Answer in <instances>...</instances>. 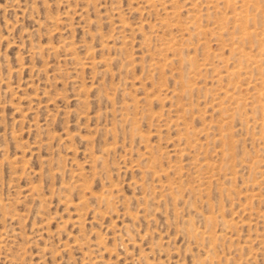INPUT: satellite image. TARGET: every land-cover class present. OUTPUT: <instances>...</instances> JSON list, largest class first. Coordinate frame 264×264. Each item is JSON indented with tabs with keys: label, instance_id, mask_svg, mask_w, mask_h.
<instances>
[{
	"label": "rangeland",
	"instance_id": "rangeland-1",
	"mask_svg": "<svg viewBox=\"0 0 264 264\" xmlns=\"http://www.w3.org/2000/svg\"><path fill=\"white\" fill-rule=\"evenodd\" d=\"M263 78L264 0H0V264H264Z\"/></svg>",
	"mask_w": 264,
	"mask_h": 264
},
{
	"label": "bare ground",
	"instance_id": "bare-ground-1",
	"mask_svg": "<svg viewBox=\"0 0 264 264\" xmlns=\"http://www.w3.org/2000/svg\"><path fill=\"white\" fill-rule=\"evenodd\" d=\"M194 17V16H193ZM168 24V23H167ZM166 37V36H165ZM172 37V36H171ZM240 37H241V35H240ZM239 37V38H240ZM167 38V37H166ZM237 42H238V40H237ZM165 44V43H164ZM161 54V53H160ZM262 56V55H261ZM259 58H261V57H259ZM254 61H256V60H254ZM259 63H261V61L259 62ZM259 63H257V64H259ZM251 64V63H250ZM253 64V63H252ZM203 65V64H202ZM243 65V64H242ZM241 65V66H242ZM254 65H256V64H254ZM194 67V66H193ZM248 67H250V66H248ZM259 67V66H258ZM246 68V67H245ZM245 68H243V69H245ZM197 69V68H196ZM200 69V68H199ZM205 69V68H204ZM241 69V68H240ZM257 69V68H256ZM263 74V73H262ZM262 74H260L261 76H263ZM221 77V76H220ZM230 77V76H229ZM239 79V78H238ZM264 79V78H263ZM232 80V79H231ZM249 82V81H248ZM263 82H264V80H263ZM264 90V89H263ZM259 93V92H258ZM226 94V93H225ZM264 94V93H263ZM258 95H260V94H258ZM233 98V97H232ZM253 98V97H252ZM232 103H233V101H232ZM237 104V103H236ZM234 106H236V105H234ZM237 107V106H236ZM182 108V107H181ZM220 108V107H219ZM222 108V107H221ZM224 110V109H223ZM240 110V109H239ZM180 111V110H179ZM230 111V110H229ZM183 112H185V111H183ZM224 112V111H223ZM232 113V112H231ZM233 114V113H232ZM178 116V115H177ZM181 116V115H180ZM235 116V115H234ZM183 118V117H182ZM230 119V118H229ZM177 120V119H176ZM223 122V121H222ZM228 125V124H227ZM220 128H222V127H220ZM198 131V130H197ZM209 131V130H208ZM185 132V131H184ZM222 133V132H221ZM221 137V136H220ZM219 137V138H220ZM230 149V148H229ZM222 153V152H221ZM231 153V152H230ZM231 156V155H230ZM229 158V157H228ZM227 158V159H228ZM255 160V159H254ZM192 164V163H191ZM195 164H197V163H195ZM258 165V164H257ZM196 166H198V165H196ZM259 167V166H258ZM256 169V168H255ZM211 177V176H210ZM207 180H210V179H207ZM80 186V185H79ZM97 198V197H96ZM103 202V201H102ZM263 215V214H262ZM264 216V215H263ZM194 237H197V236H194Z\"/></svg>",
	"mask_w": 264,
	"mask_h": 264
}]
</instances>
